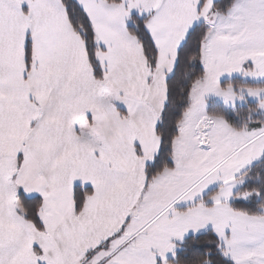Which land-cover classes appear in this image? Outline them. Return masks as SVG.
<instances>
[{"label":"snow or ice","instance_id":"1","mask_svg":"<svg viewBox=\"0 0 264 264\" xmlns=\"http://www.w3.org/2000/svg\"><path fill=\"white\" fill-rule=\"evenodd\" d=\"M0 264H264V0H0Z\"/></svg>","mask_w":264,"mask_h":264}]
</instances>
